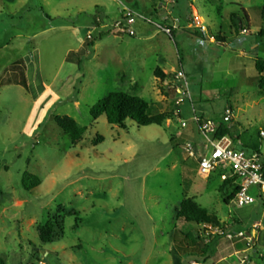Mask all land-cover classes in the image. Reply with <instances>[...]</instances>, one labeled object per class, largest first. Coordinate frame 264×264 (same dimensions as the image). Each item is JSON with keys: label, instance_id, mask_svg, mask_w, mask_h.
Masks as SVG:
<instances>
[{"label": "rangeland", "instance_id": "obj_1", "mask_svg": "<svg viewBox=\"0 0 264 264\" xmlns=\"http://www.w3.org/2000/svg\"><path fill=\"white\" fill-rule=\"evenodd\" d=\"M263 1L0 0V260L240 264L247 256L246 264H264L263 204H226L220 173L201 174L185 150L189 142H204L193 106L219 122L231 107L234 118L225 124L239 139L234 145L263 144L264 73L256 69L257 59L264 60ZM124 7L152 21L137 20L135 37L105 26ZM196 10L207 28L204 38L186 28ZM174 18L180 26L170 36L158 25ZM218 34L226 43L216 41ZM90 36L93 47H87ZM70 52L80 55V65L66 60ZM17 61L26 67L27 87L9 83L20 78L12 70ZM179 71L189 83L183 104ZM115 92L144 98L159 123L142 127L128 120L120 127L105 116L94 120L91 109ZM56 116L74 118L88 128L85 135L73 143ZM186 198L215 216L220 226L213 227L245 237L216 235L206 242L202 225L177 219ZM48 221L58 227L43 242ZM176 232L208 248L207 261L180 254Z\"/></svg>", "mask_w": 264, "mask_h": 264}, {"label": "built area", "instance_id": "obj_2", "mask_svg": "<svg viewBox=\"0 0 264 264\" xmlns=\"http://www.w3.org/2000/svg\"><path fill=\"white\" fill-rule=\"evenodd\" d=\"M167 4L175 2V0H165ZM137 20H144L152 22L143 15L135 12L129 7H124L119 19L113 20L109 25H105L111 31L118 34L135 37L136 31L133 25ZM180 26V20L172 19L171 24L158 25L161 31L168 35H172L173 31ZM186 28L199 29L206 33L207 28L203 25L200 16L195 13L192 21L186 22ZM90 39L92 37L90 36ZM176 89L178 103L183 104V97H189V83L183 71L176 74ZM182 96V97H181ZM234 118V112L231 107L225 110L223 119L220 123H229ZM193 119L199 127L200 135L204 138V142L195 144L189 142L185 146L186 152L190 157L197 159L199 163V172L205 176L211 175L218 171L222 181L229 178L233 179V185L237 187V192L234 197V202L239 208L252 206L258 202L264 206V130L260 132V138L263 142L258 151H246L237 148L233 140L229 136L215 138L218 121L212 117L210 112L199 106H193ZM186 126V123H183ZM202 235L206 242H210V237L214 238L216 235H225L229 239L243 238L244 232H225L219 227L203 224ZM247 256L241 258L240 264H246ZM191 264H200L193 262Z\"/></svg>", "mask_w": 264, "mask_h": 264}, {"label": "trees", "instance_id": "obj_3", "mask_svg": "<svg viewBox=\"0 0 264 264\" xmlns=\"http://www.w3.org/2000/svg\"><path fill=\"white\" fill-rule=\"evenodd\" d=\"M241 11L244 17L247 19L245 11L243 9H241ZM261 19L263 23V28L260 30L259 36L263 37L264 1L261 12ZM194 35L199 38H204L205 36V34L200 31H196ZM216 41L224 44L226 43V38L218 34L216 36ZM91 46H94V40L92 39L87 43V47ZM66 60L68 62L76 63L79 65L82 63V58L80 57V55L74 52H70ZM256 69L260 75L264 73V60H262L261 58H258L256 61ZM12 70H14V74H18L20 78H17L13 82L9 83L27 87V79L25 73L26 67L24 66V63L22 61L15 62L12 66ZM160 76L163 78L165 77L162 74H160ZM259 86L261 89L264 88V76H261ZM91 115L94 120H97L100 116H105L109 124L117 125L120 127H125L126 121L128 120L133 121L142 127H148L159 123V118L152 114L151 107L144 98L123 92L111 93L107 97L101 99L91 109ZM55 121L57 125L63 130V132L69 136L70 140L73 143L78 142L85 135L88 129L87 127L80 126L74 118L69 116H56ZM215 121L217 122L218 120H216L215 118ZM224 136H229L236 144L237 141H239L238 138L232 135L230 129L226 124L219 122L214 137L221 138ZM239 148L246 150L243 146ZM246 148V151H258L260 145H254L252 147L246 146ZM219 190L220 192L225 193L224 202L226 204H230V202L234 200L235 194L237 192V187L233 185V179L229 178L227 180L222 181ZM73 215H77V213L74 212ZM176 216L177 219H181L188 224H207L211 226H220V223L214 215L210 214L205 208L201 207L195 200L191 198H186L182 201L181 206L176 209ZM237 224L242 225L239 220L237 221ZM57 227V223L53 221H48L44 226L41 227L40 239L43 242H49L52 238L53 232ZM181 239H184V241L186 242L185 245H182L180 243ZM173 241L180 254H197L205 262L210 257V250L208 248L203 250L198 249L196 247L195 240L192 239L190 236L186 235L185 233H174ZM0 264H4V262L0 260Z\"/></svg>", "mask_w": 264, "mask_h": 264}, {"label": "crops", "instance_id": "obj_4", "mask_svg": "<svg viewBox=\"0 0 264 264\" xmlns=\"http://www.w3.org/2000/svg\"><path fill=\"white\" fill-rule=\"evenodd\" d=\"M177 5H178V3H177ZM238 8L241 10V9H243V7H242V5L241 6H238ZM244 10V9H243ZM245 11V10H244ZM195 13H198L197 12V10L196 11H194ZM186 22H189V21H186ZM214 38H211V40H213ZM26 79H27V77H26ZM27 86H28V84H27Z\"/></svg>", "mask_w": 264, "mask_h": 264}, {"label": "water", "instance_id": "obj_5", "mask_svg": "<svg viewBox=\"0 0 264 264\" xmlns=\"http://www.w3.org/2000/svg\"><path fill=\"white\" fill-rule=\"evenodd\" d=\"M251 235V233H247V236H250Z\"/></svg>", "mask_w": 264, "mask_h": 264}]
</instances>
